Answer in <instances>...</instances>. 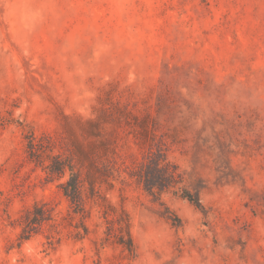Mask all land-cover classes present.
I'll use <instances>...</instances> for the list:
<instances>
[{
    "label": "rangeland",
    "instance_id": "374dc122",
    "mask_svg": "<svg viewBox=\"0 0 264 264\" xmlns=\"http://www.w3.org/2000/svg\"><path fill=\"white\" fill-rule=\"evenodd\" d=\"M0 264H264V0H0Z\"/></svg>",
    "mask_w": 264,
    "mask_h": 264
},
{
    "label": "trees",
    "instance_id": "16d2710c",
    "mask_svg": "<svg viewBox=\"0 0 264 264\" xmlns=\"http://www.w3.org/2000/svg\"><path fill=\"white\" fill-rule=\"evenodd\" d=\"M47 172L49 174L59 175L60 177H62L65 175L66 167L58 159H56L48 165ZM167 178L168 177L165 176V174H160L157 177V179L148 178L147 181H145L147 190L153 191L155 188L162 190L163 185L165 184ZM91 182H94V181H91ZM79 183H80V179L77 175H75V176L70 177L67 181H65L61 184V187L63 188L64 194L67 197H69L72 201H76L80 195ZM191 200L195 201L197 204H201L199 198L196 200L191 198ZM43 207L44 206H41L40 204H37L35 206V208H34L35 209V212H34L35 217H33L31 220V222L33 224H40L44 220L55 219V218H53V215H52L53 214L52 209L51 208L42 209ZM86 230H88V229H86ZM127 235H128V239L126 240L125 239V231L123 229V226L120 225L118 227L119 242L121 244H123L124 246L132 248L134 246V242H133V238H132L129 230L127 231Z\"/></svg>",
    "mask_w": 264,
    "mask_h": 264
}]
</instances>
